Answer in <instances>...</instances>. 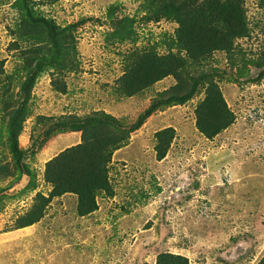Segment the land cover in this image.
<instances>
[{
    "label": "rangeland",
    "instance_id": "1",
    "mask_svg": "<svg viewBox=\"0 0 264 264\" xmlns=\"http://www.w3.org/2000/svg\"><path fill=\"white\" fill-rule=\"evenodd\" d=\"M15 1L0 0L1 80L18 66L19 53L28 44L17 35L21 9ZM141 1L25 0L26 6L52 22L74 25L76 65L59 75L41 72L31 89L32 114L17 142L36 185L26 188L30 177L23 174L6 191L9 197L2 198L0 264H156L163 252L185 256L187 264H260L264 256V6L261 0H244L247 35L235 39L230 52L214 51L203 64L205 71L196 76L197 86L204 76H211L234 114L230 126L208 138L195 125L204 86H198L184 104L157 107L143 120L145 111L158 106L159 93L176 79L165 76L130 96L116 91L125 56L149 48L166 54L165 40L178 25L165 17L145 18ZM112 3L117 4L114 21L106 16ZM124 15L133 18L132 38L108 39L113 22ZM58 76L65 91L53 89L57 82L53 78ZM13 84L17 89L16 80ZM98 111L121 120L130 132L126 143L112 153L110 189L97 194V208L81 215L78 196L65 192L49 198L38 221L11 229L38 194L49 197L52 186L44 179L46 162L81 139V130L46 137V125L37 122L36 115L86 120ZM165 127L173 128V138L165 156L157 159L160 139L155 134ZM8 159L0 146V161Z\"/></svg>",
    "mask_w": 264,
    "mask_h": 264
},
{
    "label": "trees",
    "instance_id": "2",
    "mask_svg": "<svg viewBox=\"0 0 264 264\" xmlns=\"http://www.w3.org/2000/svg\"><path fill=\"white\" fill-rule=\"evenodd\" d=\"M244 0H142L141 11L145 18L165 17L178 25L165 43L168 52L160 55L153 48L134 50L124 59V72L117 79V93L130 96L161 78L172 75L176 83L158 95L159 104H153L142 116V120L153 110L175 104H184L204 86V96L195 108V125L206 137L211 138L234 122V114L227 106L218 83L211 76H204L197 86L196 76L204 72L203 64L214 51L230 52L234 41L248 33ZM21 9L17 24V35L28 41L19 53L20 63L12 73L1 80L0 60V146L9 159L0 161V210L2 198L9 197L6 191L16 184L23 174L30 179L26 188L36 185L33 171L23 161L25 151L18 145V135L24 121L32 114L31 89L43 71L58 75L75 67V43L71 28L61 26L37 14L25 5V0H16ZM264 6V0H261ZM117 4L106 10L107 19L114 21ZM133 18L124 15L113 22L108 39L123 41L133 36ZM107 39V40H108ZM176 48V51H173ZM184 52V54L182 53ZM247 62H252L247 60ZM22 72V74L20 73ZM16 80L17 89L13 81ZM55 90L65 91V84L58 77ZM54 83V82H53ZM30 100V101H29ZM37 122L46 125V137L64 131L81 130L80 142L64 148L45 164L44 179L51 184L49 197L38 194L28 213L11 229L29 226L38 221L43 207L55 195L72 192L78 196L77 211L84 215L97 208L96 196L110 189L108 163L112 153L123 146L130 129L121 120L102 111L94 112L86 120L76 116L54 117L36 115ZM75 123V124H74ZM173 128L165 127L156 132L159 144L156 158L165 156L173 138ZM264 264V256L259 261ZM156 264H187V258L179 254L163 252Z\"/></svg>",
    "mask_w": 264,
    "mask_h": 264
}]
</instances>
